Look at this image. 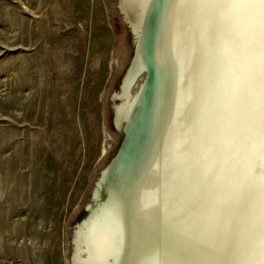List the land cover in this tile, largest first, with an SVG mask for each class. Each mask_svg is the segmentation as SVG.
I'll return each instance as SVG.
<instances>
[{
	"label": "bare ground",
	"instance_id": "obj_1",
	"mask_svg": "<svg viewBox=\"0 0 264 264\" xmlns=\"http://www.w3.org/2000/svg\"><path fill=\"white\" fill-rule=\"evenodd\" d=\"M119 5L136 36V53L114 96L121 102L116 123L128 133L142 124L140 135L134 133L141 161H126L105 186L99 179L73 234L72 264L187 263L195 255L176 247L190 250L188 240L180 241L182 233L193 238L191 222L173 205L188 203L196 186L200 195L207 177L218 173L223 193L244 183L246 196L233 193L232 199L245 201L264 225V0ZM152 11L158 12V28ZM148 60L153 82L147 75L133 96ZM261 233L257 241L264 239ZM215 237L230 240L225 233Z\"/></svg>",
	"mask_w": 264,
	"mask_h": 264
},
{
	"label": "rangeland",
	"instance_id": "obj_2",
	"mask_svg": "<svg viewBox=\"0 0 264 264\" xmlns=\"http://www.w3.org/2000/svg\"><path fill=\"white\" fill-rule=\"evenodd\" d=\"M135 42L119 0H0V264H72Z\"/></svg>",
	"mask_w": 264,
	"mask_h": 264
},
{
	"label": "water",
	"instance_id": "obj_3",
	"mask_svg": "<svg viewBox=\"0 0 264 264\" xmlns=\"http://www.w3.org/2000/svg\"><path fill=\"white\" fill-rule=\"evenodd\" d=\"M152 13L153 11L151 12V22L155 24L156 28L159 25L158 12L155 11V14L153 13L154 15ZM227 25L228 23H226L225 26ZM143 72L147 73L149 83H152L154 67L149 60ZM142 73H140L138 77ZM141 125L142 124L137 127L138 129H136L135 126L136 130L130 133L125 131V140L122 150L117 155L115 161L111 163L112 167L108 173L101 178L102 186L107 184V180H109L111 175L118 171L126 161H131L132 163L138 162L136 164H138V166L140 165V154L135 152L137 148L135 134L140 135L139 129ZM238 174V176H244L243 172ZM218 176L219 174L217 173L216 175H212L211 178L207 177L205 179L208 183V187L204 184L203 180L200 186L202 190L200 195L198 192L199 186H196L195 190L190 194L188 203L187 201H182L181 203H178L179 201L174 202L173 206L176 212L183 210L184 213L189 216L193 231V238L187 237V234L182 233L181 236H183V239L186 241H180V244H182L183 242L187 243L188 240L191 246L190 250L183 247L176 248H178V252L181 254L190 251V253H193L192 255H195L193 257L191 255L192 258H190L187 263L177 262V264H264V239L262 240V236H257L261 241H257L255 238L259 233L262 232L261 234H263L264 225L256 222V219L251 216L252 209L248 205L246 206L245 201L240 205L239 203L241 202L238 198L236 200L232 199L237 195L231 196L233 193L245 195V184L234 183V187H230L232 190H225L226 192L223 193V189L218 187L221 185L218 181ZM216 181H218L217 186H215ZM97 199L99 200V197ZM248 210L249 213L247 214ZM210 232L214 236H211ZM177 233L179 234V231ZM219 233L229 234L230 240L227 242H217L215 236ZM239 242H241L242 245L239 252H237L235 251V246H237ZM222 255H225V257Z\"/></svg>",
	"mask_w": 264,
	"mask_h": 264
}]
</instances>
